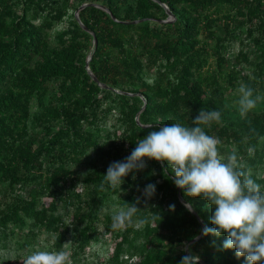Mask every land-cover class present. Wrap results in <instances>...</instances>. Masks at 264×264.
<instances>
[{"label":"trees","instance_id":"obj_1","mask_svg":"<svg viewBox=\"0 0 264 264\" xmlns=\"http://www.w3.org/2000/svg\"><path fill=\"white\" fill-rule=\"evenodd\" d=\"M78 1L0 0V192L10 195L0 198L1 261L24 262L29 245L50 232L52 249L70 243L73 256L108 234L113 249L100 264H179L188 243L198 264H245L234 249L221 250L226 235L203 236L213 209L182 190L181 201L166 162L147 160L121 191L104 175L156 127L192 126L200 109L218 110L224 126L205 131L220 139L223 156L235 150L264 190V142L248 139L252 128L264 136V102L246 118L236 103L241 83L264 95V0ZM160 2L172 21H159L168 16ZM62 21L51 46L49 32ZM253 22L251 50L227 56L233 33ZM73 166L90 172L80 178ZM148 184L156 192L145 205ZM110 195L123 207L139 198L134 218L148 222L114 227L115 213L104 209Z\"/></svg>","mask_w":264,"mask_h":264},{"label":"clouds","instance_id":"obj_2","mask_svg":"<svg viewBox=\"0 0 264 264\" xmlns=\"http://www.w3.org/2000/svg\"><path fill=\"white\" fill-rule=\"evenodd\" d=\"M238 92L236 103L241 118H246L259 103L264 102V95H254V89L243 83ZM213 124L224 126L222 113L200 109L192 120V126L175 122L156 127L158 130L149 131L136 141V147L124 160L109 164L104 182L111 189L121 191L125 177L132 174L135 179V173L146 168V159L166 162L168 168L165 171L171 169L173 183L184 196L204 199L213 209L210 216L212 227L205 225L203 236L219 238L226 235L221 250L234 249L237 258H245V264H264V190L235 150L227 157L221 154L220 139L205 131ZM250 133L248 139L264 142V136L254 128ZM255 151V145L247 148L250 157ZM155 192V184L145 186L142 192L145 205ZM138 203L139 198L135 203H126L127 207L120 208L113 218L114 227L147 223V218L134 220L139 210ZM186 207L188 211H194L190 203ZM169 209L174 210L175 205H169ZM186 250L188 254L181 258L179 264H198L200 257L192 253L190 247L186 246ZM24 264H71V261L69 252L65 250H35L27 255Z\"/></svg>","mask_w":264,"mask_h":264},{"label":"rangeland","instance_id":"obj_3","mask_svg":"<svg viewBox=\"0 0 264 264\" xmlns=\"http://www.w3.org/2000/svg\"><path fill=\"white\" fill-rule=\"evenodd\" d=\"M79 1L75 0V4H78ZM172 17L167 16L165 19H169ZM255 22L251 24H246L243 26V28L237 29L233 34H234V39L232 41L231 48L227 51V56H231L233 53H236L238 50H251V38L249 35H246V28L247 27H254ZM66 25L65 21L58 22L53 29L49 32V39L51 40V46L55 45L54 41V34L59 32L64 28ZM201 38H206L205 34L202 33L200 35ZM226 51V50H225ZM212 51L211 49H208V61L209 64L207 68H211L213 65V57L211 55ZM245 66V65H244ZM246 67V66H245ZM247 69V67H246ZM145 77L147 78L148 82H151L153 79V74H145ZM109 125V124H108ZM38 133V132H37ZM39 135V133H38ZM39 138V136H38ZM126 151H123L122 154L126 155ZM146 159V158H145ZM147 162V159H146ZM107 163V158H104L101 162L100 165H105ZM73 169L79 172L80 178H82L84 175L90 172V168L87 166H73ZM262 175V174H261ZM79 189H81V186H79ZM4 191V190H3ZM0 192V198L6 200L8 199V196H10L7 192ZM107 205H109L110 209L116 214L120 208L123 207V205L120 202V198L117 195L113 196H108V201L106 202V206H104V209L107 208ZM137 218H134V220ZM65 221L68 223L70 221V218H65ZM114 226V225H113ZM101 227V226H100ZM135 228L140 227L139 224L135 223L134 225ZM102 229V227H101ZM120 229H123V227H120ZM72 231H75V229H72ZM54 234L50 232H41L39 236L36 238V243L33 245L30 244L28 248H33L32 252L35 250H54L50 246V242L52 240ZM189 243L186 245L188 247ZM185 246V250H186ZM113 249V240L111 236L108 234H105V237L103 236L99 241L92 243V245L88 246L86 248V254H81L78 253L75 256L72 254V245L70 243H67L62 250L68 251L70 254V261L71 264H100L101 262H104L106 259L107 255L112 251ZM186 252H188L186 250ZM31 254V250H30ZM0 257V264H6L7 262H2ZM14 264H24L22 263H14Z\"/></svg>","mask_w":264,"mask_h":264},{"label":"water","instance_id":"obj_4","mask_svg":"<svg viewBox=\"0 0 264 264\" xmlns=\"http://www.w3.org/2000/svg\"><path fill=\"white\" fill-rule=\"evenodd\" d=\"M160 4L165 8V10H166V12L168 13V16L169 17H172V18H169V19H159V21H161V22H170V21H172L173 19H174V16H173V14L169 11V9L167 8V6L165 5V4H163V3H161L160 2ZM85 4H82L80 7H79V9L80 8H82L83 6H84ZM79 9L78 10H76L75 11V16H76V18L78 19V11H79ZM106 11H107V9H105ZM138 20H134V21H131V22H137ZM79 23H80V25L85 29V30H87V28L86 27H84L83 26V24H82V22L79 20ZM92 33V32H91ZM92 35H93V33H92ZM94 45L96 46V39L94 38ZM89 60H90V57L86 60V67H87V70H88V73L91 75V77L95 80V81H98L97 80V78H96V76L91 72V70H89L88 69V62H89ZM101 84V83H100ZM102 86H104L103 84H101ZM120 92H122V91H120ZM122 93H124V92H122ZM144 106V105H143ZM136 120L138 121V114L136 115ZM177 190H178V195H179V198H180V200L181 201H183L182 200V197L180 196V189L179 188H177ZM188 204V203H187ZM187 204H186V206H187ZM197 238H194L192 241H194V240H196Z\"/></svg>","mask_w":264,"mask_h":264}]
</instances>
